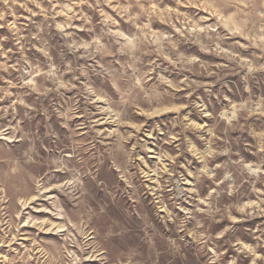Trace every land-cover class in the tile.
Instances as JSON below:
<instances>
[{
  "label": "rangeland",
  "instance_id": "rangeland-1",
  "mask_svg": "<svg viewBox=\"0 0 264 264\" xmlns=\"http://www.w3.org/2000/svg\"><path fill=\"white\" fill-rule=\"evenodd\" d=\"M0 264H264V0H0Z\"/></svg>",
  "mask_w": 264,
  "mask_h": 264
}]
</instances>
